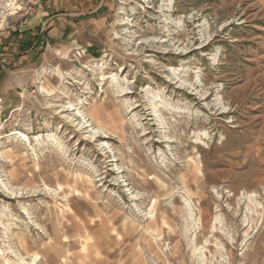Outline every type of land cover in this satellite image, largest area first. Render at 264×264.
Returning a JSON list of instances; mask_svg holds the SVG:
<instances>
[{
	"label": "rangeland",
	"instance_id": "obj_1",
	"mask_svg": "<svg viewBox=\"0 0 264 264\" xmlns=\"http://www.w3.org/2000/svg\"><path fill=\"white\" fill-rule=\"evenodd\" d=\"M13 8L0 264H264V0Z\"/></svg>",
	"mask_w": 264,
	"mask_h": 264
},
{
	"label": "built area",
	"instance_id": "obj_2",
	"mask_svg": "<svg viewBox=\"0 0 264 264\" xmlns=\"http://www.w3.org/2000/svg\"><path fill=\"white\" fill-rule=\"evenodd\" d=\"M15 9L12 15L18 14L22 18L34 17L42 9L44 0H14ZM19 9V11H17ZM17 12V13H16Z\"/></svg>",
	"mask_w": 264,
	"mask_h": 264
},
{
	"label": "crops",
	"instance_id": "obj_3",
	"mask_svg": "<svg viewBox=\"0 0 264 264\" xmlns=\"http://www.w3.org/2000/svg\"><path fill=\"white\" fill-rule=\"evenodd\" d=\"M36 36V35H35ZM35 38V37H34ZM33 38V41L35 40ZM28 43V42H27ZM33 42H31V43H28V46H33V45H35L36 44V42H34L33 44H32ZM24 45V44H23ZM0 50H2V51H5V50H8V41H6V40H2V41H0Z\"/></svg>",
	"mask_w": 264,
	"mask_h": 264
},
{
	"label": "bare ground",
	"instance_id": "obj_4",
	"mask_svg": "<svg viewBox=\"0 0 264 264\" xmlns=\"http://www.w3.org/2000/svg\"><path fill=\"white\" fill-rule=\"evenodd\" d=\"M14 7H15V3H14ZM15 8H13V10H14ZM13 10H12V13H13ZM2 14V13H1ZM4 16V15H3Z\"/></svg>",
	"mask_w": 264,
	"mask_h": 264
}]
</instances>
